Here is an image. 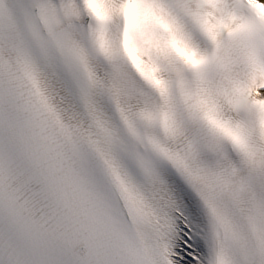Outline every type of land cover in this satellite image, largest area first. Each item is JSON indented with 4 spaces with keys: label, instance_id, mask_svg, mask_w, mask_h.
<instances>
[{
    "label": "snow or ice",
    "instance_id": "obj_1",
    "mask_svg": "<svg viewBox=\"0 0 264 264\" xmlns=\"http://www.w3.org/2000/svg\"><path fill=\"white\" fill-rule=\"evenodd\" d=\"M0 264H264V0H0Z\"/></svg>",
    "mask_w": 264,
    "mask_h": 264
}]
</instances>
